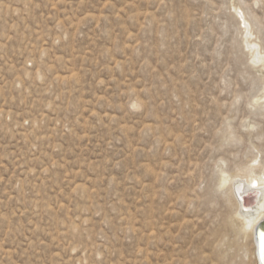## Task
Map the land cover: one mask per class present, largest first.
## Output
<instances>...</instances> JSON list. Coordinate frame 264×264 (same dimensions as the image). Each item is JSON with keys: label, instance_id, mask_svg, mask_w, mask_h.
Returning a JSON list of instances; mask_svg holds the SVG:
<instances>
[{"label": "rangeland", "instance_id": "374dc122", "mask_svg": "<svg viewBox=\"0 0 264 264\" xmlns=\"http://www.w3.org/2000/svg\"><path fill=\"white\" fill-rule=\"evenodd\" d=\"M263 171L264 0H0V264H257Z\"/></svg>", "mask_w": 264, "mask_h": 264}, {"label": "bare ground", "instance_id": "6f19581e", "mask_svg": "<svg viewBox=\"0 0 264 264\" xmlns=\"http://www.w3.org/2000/svg\"><path fill=\"white\" fill-rule=\"evenodd\" d=\"M264 171L242 173L226 180L222 186L228 188L230 198L236 205V218L243 233L250 238L253 245V259L258 264L253 240L256 225L264 219Z\"/></svg>", "mask_w": 264, "mask_h": 264}, {"label": "water", "instance_id": "95a60500", "mask_svg": "<svg viewBox=\"0 0 264 264\" xmlns=\"http://www.w3.org/2000/svg\"><path fill=\"white\" fill-rule=\"evenodd\" d=\"M253 240L258 264H264V219L256 225Z\"/></svg>", "mask_w": 264, "mask_h": 264}]
</instances>
